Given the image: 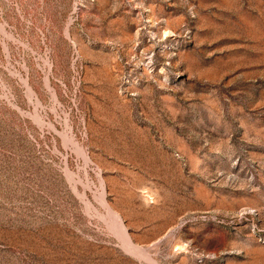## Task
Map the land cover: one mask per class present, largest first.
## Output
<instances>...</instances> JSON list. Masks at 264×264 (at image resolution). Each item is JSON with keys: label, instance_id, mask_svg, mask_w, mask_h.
Returning <instances> with one entry per match:
<instances>
[{"label": "rangeland", "instance_id": "obj_1", "mask_svg": "<svg viewBox=\"0 0 264 264\" xmlns=\"http://www.w3.org/2000/svg\"><path fill=\"white\" fill-rule=\"evenodd\" d=\"M0 264H264V0H0Z\"/></svg>", "mask_w": 264, "mask_h": 264}]
</instances>
